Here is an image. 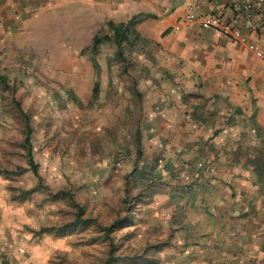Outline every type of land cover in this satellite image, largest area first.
I'll use <instances>...</instances> for the list:
<instances>
[{"label":"rangeland","instance_id":"1","mask_svg":"<svg viewBox=\"0 0 264 264\" xmlns=\"http://www.w3.org/2000/svg\"><path fill=\"white\" fill-rule=\"evenodd\" d=\"M95 38L0 70V264H104L110 243L111 264H224L192 259L179 232L212 181L253 176L259 136L197 83L144 66L127 32Z\"/></svg>","mask_w":264,"mask_h":264},{"label":"crops","instance_id":"2","mask_svg":"<svg viewBox=\"0 0 264 264\" xmlns=\"http://www.w3.org/2000/svg\"><path fill=\"white\" fill-rule=\"evenodd\" d=\"M234 1L0 0V70L20 67L25 58L45 59L40 45L63 58L109 26L126 28L144 66L158 68L171 81L197 83L201 95L225 102L249 119L264 148V31L247 37L257 57L184 19L191 2L197 4L195 16H225ZM258 175L230 174V188L210 183L179 232L183 249L189 238L197 243L192 259L244 264L247 256L264 264V171Z\"/></svg>","mask_w":264,"mask_h":264},{"label":"built area","instance_id":"3","mask_svg":"<svg viewBox=\"0 0 264 264\" xmlns=\"http://www.w3.org/2000/svg\"><path fill=\"white\" fill-rule=\"evenodd\" d=\"M196 8V2L186 7L184 19L187 22H194L200 30L244 46L255 56H260L256 44L248 42L247 37L264 31V0L231 2L227 7L228 15L225 16H195Z\"/></svg>","mask_w":264,"mask_h":264},{"label":"trees","instance_id":"4","mask_svg":"<svg viewBox=\"0 0 264 264\" xmlns=\"http://www.w3.org/2000/svg\"><path fill=\"white\" fill-rule=\"evenodd\" d=\"M109 29L111 30V32L113 33V36L117 39V40H122L124 39V36L126 34V28H120L118 31L115 30L114 28H112L111 26H109ZM97 45V39L94 37L92 39V46L91 47H95ZM0 81H2V79L0 78ZM28 135H29V131L27 130L26 132V136L24 138V145H25V149H26V164L28 166L29 171L31 172V174L35 177L36 181H37V185L36 188L39 187H43L42 186V180L40 179V177L37 174V167L36 164L34 163V161L32 160L31 154H30V149H29V144H28ZM259 146V149H256V152L260 151L262 152V150H264L263 147ZM264 154V153H263ZM251 163V162H250ZM253 166H252V170L254 171V175H258L261 172L264 171V155L261 156V154L257 155L255 157V159H253L252 162ZM253 173V172H252ZM259 176V175H258ZM108 229H104L103 233L106 236ZM109 256L107 257V259L105 260L104 264H111L112 262H114V259L112 258L111 254H112V249L113 246L110 243L109 244Z\"/></svg>","mask_w":264,"mask_h":264}]
</instances>
